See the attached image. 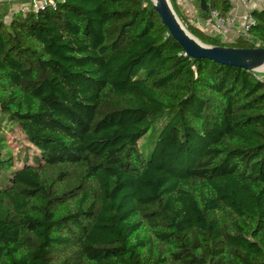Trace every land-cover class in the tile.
Wrapping results in <instances>:
<instances>
[{
	"label": "trees",
	"instance_id": "obj_1",
	"mask_svg": "<svg viewBox=\"0 0 264 264\" xmlns=\"http://www.w3.org/2000/svg\"><path fill=\"white\" fill-rule=\"evenodd\" d=\"M170 2L204 44L264 47V4L226 43ZM9 5L0 130L37 151L0 136V264H264L260 74L185 55L150 0Z\"/></svg>",
	"mask_w": 264,
	"mask_h": 264
},
{
	"label": "water",
	"instance_id": "obj_2",
	"mask_svg": "<svg viewBox=\"0 0 264 264\" xmlns=\"http://www.w3.org/2000/svg\"><path fill=\"white\" fill-rule=\"evenodd\" d=\"M152 7L167 28L171 38L178 43L185 55L193 60L208 59L225 66L264 72L261 70L264 66V47L234 48L204 44L182 25L169 0H154ZM199 9L205 14L208 12L209 7L206 0H199Z\"/></svg>",
	"mask_w": 264,
	"mask_h": 264
},
{
	"label": "crops",
	"instance_id": "obj_3",
	"mask_svg": "<svg viewBox=\"0 0 264 264\" xmlns=\"http://www.w3.org/2000/svg\"><path fill=\"white\" fill-rule=\"evenodd\" d=\"M184 3V9L190 14H193L195 22L201 20L198 16V11L195 5V0H178ZM230 4V9L225 15L231 16L235 19V25L225 31L217 30L212 24L207 23L206 20H201V26L206 30V34L218 35L223 42L229 43L236 38L240 32L246 17L250 15L252 10H259L264 4V0H227Z\"/></svg>",
	"mask_w": 264,
	"mask_h": 264
},
{
	"label": "rangeland",
	"instance_id": "obj_4",
	"mask_svg": "<svg viewBox=\"0 0 264 264\" xmlns=\"http://www.w3.org/2000/svg\"><path fill=\"white\" fill-rule=\"evenodd\" d=\"M3 1H10L9 5V11L8 15L5 17V21H8L9 17L11 16L12 12H17V10H35L38 7L42 6L44 2H48V0H29V2H20V0H0V2ZM170 2V0H169ZM175 3L177 4V11L179 17L182 18V21H185V18L181 16L184 14L188 21L190 23H194L195 19L193 14H190L186 9H184V4L179 2L178 0H175ZM171 4V2H170ZM172 6V5H171ZM178 17V16H177ZM179 19V18H178ZM181 22V20L179 19ZM184 23V22H183ZM184 26V24H182ZM185 27V26H184ZM264 70V69H261ZM260 74V77L264 76V72H258ZM4 135V139L8 143L9 147H11L13 154L21 153L24 154L27 150L30 154L33 153V151H37L34 147H32L25 139V136L17 127H6V129L0 130V136Z\"/></svg>",
	"mask_w": 264,
	"mask_h": 264
},
{
	"label": "built area",
	"instance_id": "obj_5",
	"mask_svg": "<svg viewBox=\"0 0 264 264\" xmlns=\"http://www.w3.org/2000/svg\"><path fill=\"white\" fill-rule=\"evenodd\" d=\"M48 2H49V0H48ZM46 3H47V1L44 2V4L40 7H38L37 9H42ZM181 3H183V2H181ZM207 14H208V17L206 19V22L212 24L219 31H225L226 29L231 28L235 25V19L233 17L228 16V15L222 16L217 12V10L209 9ZM252 23H253V20L250 17V15H248L246 17L245 23L243 24V27L241 28L240 32H238V34L236 35V38L242 37V38L247 39V40H253V38L251 36H249L247 33V30ZM192 24H195V26L201 32L206 33V30L204 29V27L201 26V20H198L197 22H194ZM258 45H259V43L255 42V47H257ZM259 79L261 81H264V76L260 77Z\"/></svg>",
	"mask_w": 264,
	"mask_h": 264
},
{
	"label": "bare ground",
	"instance_id": "obj_6",
	"mask_svg": "<svg viewBox=\"0 0 264 264\" xmlns=\"http://www.w3.org/2000/svg\"><path fill=\"white\" fill-rule=\"evenodd\" d=\"M150 1H151V3H153V2H154V0H150ZM261 69H264V66H263Z\"/></svg>",
	"mask_w": 264,
	"mask_h": 264
}]
</instances>
